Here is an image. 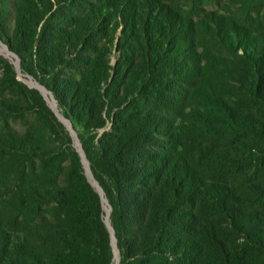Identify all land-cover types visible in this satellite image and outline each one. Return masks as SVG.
Wrapping results in <instances>:
<instances>
[{"label": "trees", "instance_id": "16d2710c", "mask_svg": "<svg viewBox=\"0 0 264 264\" xmlns=\"http://www.w3.org/2000/svg\"><path fill=\"white\" fill-rule=\"evenodd\" d=\"M85 1L38 31L45 1L18 0L1 40L76 131L110 124L76 134L119 261L70 136L0 56V264H264V0H95L90 37Z\"/></svg>", "mask_w": 264, "mask_h": 264}, {"label": "rangeland", "instance_id": "374dc122", "mask_svg": "<svg viewBox=\"0 0 264 264\" xmlns=\"http://www.w3.org/2000/svg\"><path fill=\"white\" fill-rule=\"evenodd\" d=\"M16 1H18V0H11L9 2L10 9H9V11H7L8 13H6L5 15L0 14V56L3 58L4 61L10 63V65L13 68V70L15 71V73L17 75V79L20 81V83L25 85L28 89H32L33 91H37L40 98H35V100L33 101L35 107L42 105V101H43L44 102L43 105L45 104V107L47 109H49L50 112H52V114L54 115V118L64 126L65 131L68 133V135L71 138L72 146L76 150H78L79 144H78V142L75 141V138L73 137V135L71 134V132L69 131V129L66 125V123H70V121L62 114V112L59 108V105L57 104V101L55 99L54 94L51 91L47 90L45 87L41 86L39 84V82L33 78V76L22 73V71L20 69V60H19L20 58L16 54L10 52L7 45H5L3 43V41L1 40V38L6 39L8 36L12 35L13 29H14V17H13V12H12L13 10H12L11 6H13V4ZM37 1H40V0H37ZM44 1H45V5L43 8V12H46V14L44 15L41 22L39 23L38 31L40 30V27L42 26V24L45 21H47V22L50 21L51 17L63 19V18H66L68 15L67 12L64 13L63 10L59 11V6L57 3V0H50L51 3L50 2L48 3L46 0H44ZM107 1L112 2L111 0H107ZM162 1H164L166 4H169L170 6H172V5H174V7L179 6L180 9L184 10V12L187 16H189V14L192 15V13L194 12L192 7L190 6V4L192 3V0H180V1H178V0H162ZM143 2H144V0H143ZM225 2H226V0H207V3L203 7L207 10V12L220 10V13H221V12H223V10L221 9V6ZM203 3H205L204 0L201 2V4H203ZM90 4L94 5L95 0H86L85 2H81L80 7H77V9H74V8L71 9V13L74 16H78V17L81 16V18H82V16L84 15V12L86 11L87 7ZM81 23L84 26V28H86V30L89 32L87 37H90L91 36V35H89L90 30L93 28L92 23L90 21H87V19H83V18H82ZM62 26H64V25H62ZM121 28H122V26L117 28L114 37H113L112 33H108L109 35L106 38L107 41L114 39L112 45L113 46L115 45V47L117 46V41L119 40V37L121 35ZM69 33L71 34L70 31H69ZM104 41H105V38L103 39L101 37V40H99L98 42L100 43V42H104ZM75 53H76V51H75ZM75 53L74 52L70 53L69 56H75ZM34 54H35V47H33V55ZM87 54H89V53H87ZM81 56H86V53L81 54ZM109 58H110V65H114L118 59L117 52L115 50H112L110 55H109ZM3 68H4V65L2 62V63H0V76H1V74H3ZM109 127H110V124H108L106 129L108 130ZM71 128H72V130H74L75 134L76 133L82 134V136L84 138H88L89 136H91L93 134H97V136H98L106 130L104 128H102V129L99 128V129H97L96 132L86 133V132H83L84 130L79 128V127L76 128L77 131L73 128V126ZM76 136H77V134H76ZM76 143H77V145H76ZM79 143H80V141H79ZM80 145H81V143H80ZM87 163H88V161H87ZM88 165H89V163H88ZM85 166H86V171H88V166L86 163H85ZM107 208H108L107 204L103 205V210L105 213L104 218H106V216H107V211H106ZM115 250L117 251V249H115ZM114 261H115V254H114Z\"/></svg>", "mask_w": 264, "mask_h": 264}, {"label": "water", "instance_id": "95a60500", "mask_svg": "<svg viewBox=\"0 0 264 264\" xmlns=\"http://www.w3.org/2000/svg\"><path fill=\"white\" fill-rule=\"evenodd\" d=\"M66 125H67V127H68V129H69V131L71 132V134L73 135V137L75 138V141L76 142H78V144H79V149L77 150V152L79 153L78 155H79V157H80V160H81V163H82V166H83V168H84V170H85V173H86V176H87V180L89 181V179H88V175H87V172H86V169H85V165H84V162H86V164H87V166H88V170H89V172L91 173V171H90V168H89V165H88V163H87V161H86V159H85V153H84V151H83V149H82V146L80 145V143H79V140H78V138H77V136H76V134H75V132H74V130H72V126H71V123H66ZM70 125V126H69ZM92 174V173H91ZM93 176V175H92ZM94 178V177H93ZM94 181H95V179H93ZM96 182V181H95ZM89 183L91 184V186H93L94 188H95V190H97V193L100 195V197H101V199H102V203L105 205L106 204V199H105V197H104V193H103V191H102V189H101V187L97 184V182H96V184H97V186H95L93 183H91L90 181H89ZM107 216H106V218H105V225H106V227L109 229V231H110V233H111V237H112V239H113V246H114V248H113V251H114V254H115V249L117 248L116 247V243H115V239H114V236H113V230H112V228L110 227V220H109V212H110V209L109 208H107ZM116 254H117V258H118V261H119V254L117 253V251H116Z\"/></svg>", "mask_w": 264, "mask_h": 264}]
</instances>
